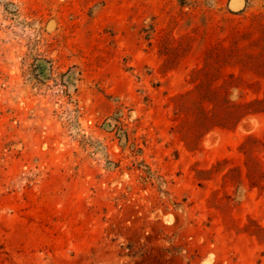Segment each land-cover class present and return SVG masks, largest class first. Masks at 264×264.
Instances as JSON below:
<instances>
[{
  "label": "rangeland",
  "instance_id": "rangeland-1",
  "mask_svg": "<svg viewBox=\"0 0 264 264\" xmlns=\"http://www.w3.org/2000/svg\"><path fill=\"white\" fill-rule=\"evenodd\" d=\"M0 264H264V0H0Z\"/></svg>",
  "mask_w": 264,
  "mask_h": 264
}]
</instances>
